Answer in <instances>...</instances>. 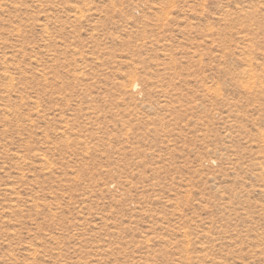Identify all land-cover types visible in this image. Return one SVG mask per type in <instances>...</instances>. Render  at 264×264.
Here are the masks:
<instances>
[{
  "label": "rangeland",
  "instance_id": "obj_1",
  "mask_svg": "<svg viewBox=\"0 0 264 264\" xmlns=\"http://www.w3.org/2000/svg\"><path fill=\"white\" fill-rule=\"evenodd\" d=\"M0 264H264V0H0Z\"/></svg>",
  "mask_w": 264,
  "mask_h": 264
},
{
  "label": "bare ground",
  "instance_id": "obj_2",
  "mask_svg": "<svg viewBox=\"0 0 264 264\" xmlns=\"http://www.w3.org/2000/svg\"><path fill=\"white\" fill-rule=\"evenodd\" d=\"M136 88V87H135Z\"/></svg>",
  "mask_w": 264,
  "mask_h": 264
}]
</instances>
